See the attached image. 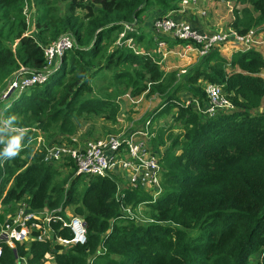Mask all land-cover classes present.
Instances as JSON below:
<instances>
[{
	"label": "trees",
	"instance_id": "trees-1",
	"mask_svg": "<svg viewBox=\"0 0 264 264\" xmlns=\"http://www.w3.org/2000/svg\"><path fill=\"white\" fill-rule=\"evenodd\" d=\"M28 1L35 6V30L29 34L23 13ZM179 1L0 0V87L21 67L40 69L43 47L62 33L74 37V46L45 83L9 97L7 106L0 103L10 127L27 129L20 135L22 147L15 158L0 155L4 209L21 198L33 208L71 205L87 228L85 243L65 252L39 241L14 248L3 244L0 264H21L23 258L26 264H248L253 254L257 264H264V45L230 57L213 50L182 76L176 70L164 71L158 54L146 48L150 44L141 53L126 45L110 50L125 24H138L154 8L158 13L175 9ZM219 1L233 4L231 31L244 35L252 28L263 29L264 0ZM158 16L152 15L150 23ZM129 36L137 42L142 37L135 32ZM160 39L172 44L161 35L156 41ZM97 81L101 84L94 88ZM204 82L220 85L233 109L207 116L193 104L185 106L177 93L205 104ZM124 93L163 96L166 111L171 110L143 118H171L151 141L153 149L165 145L164 131L170 141L160 159L162 191L155 200L130 188L117 197L113 176L75 174L73 164L60 178L63 169L44 163L42 152L33 149L38 133L49 145L58 142L59 135L74 134L79 116L115 123L116 98ZM10 135L16 134L0 123V152ZM144 201L151 222L136 223L122 214L121 204ZM59 234L71 237L66 229ZM46 253L51 261L43 259Z\"/></svg>",
	"mask_w": 264,
	"mask_h": 264
},
{
	"label": "built area",
	"instance_id": "built-area-1",
	"mask_svg": "<svg viewBox=\"0 0 264 264\" xmlns=\"http://www.w3.org/2000/svg\"><path fill=\"white\" fill-rule=\"evenodd\" d=\"M200 0H180L179 8L191 6ZM27 34L31 33L29 26H34L35 7L33 4L25 3L23 7ZM206 10L200 11L204 15ZM151 27L157 34H165L174 40H182L184 52L195 51L203 57L211 52L215 47L222 46L228 42L238 45V51L248 49H262L264 45V29L252 28L244 35H238L231 29L222 30H199L194 28L186 20L176 19L171 14L155 17L151 22ZM34 28V27H33ZM134 32L133 24H125L124 29L119 33L117 42L125 43L128 47L138 51L131 36L128 33ZM124 41V42H123ZM156 53L160 56V63L169 53V48L165 40L156 41ZM74 46V37L71 32H64L58 38L43 47L44 64L38 70L28 71L21 67L13 76L8 79L4 88L0 91V101L9 97H17L31 86L45 83L56 68L66 50ZM237 51V50H236ZM185 73V69L180 70ZM206 102L202 106L196 98H183L184 105L193 104L194 107L207 116H213L219 111L233 109L232 102L225 96L222 87L218 84L204 82ZM122 118V117H121ZM118 121L120 125L117 126ZM0 123L12 134L23 135L26 128L10 127L0 115ZM122 123V124H121ZM167 125V124H166ZM114 131L101 137L90 138L84 136V130L64 136L53 144H47L45 137L38 133L32 143L34 151L42 152V161L46 164L57 165L59 169H64L65 164H73L75 174L86 176L115 175L119 171L121 180H124L125 187H121L118 182L116 196L121 195L125 188L143 190L155 200L162 191L161 173L163 168L160 159L163 150L153 149L151 141L156 136L159 127H166L164 124L152 122L149 117L138 129L128 131V125L119 117L115 123L110 124ZM6 145L3 146V148ZM111 173V174H110ZM111 175V176H112ZM117 181L118 179L113 176ZM2 202V200H1ZM141 204L136 205L121 204L122 214L136 223H143L138 219ZM10 208L5 213V219L0 223V253L2 245L6 244L14 248L16 244H29L31 241L46 242L51 245H59V252H65L74 244H83L86 241V222L81 215L69 213L67 206L62 208H33L26 198H21L8 205ZM148 221L151 222L149 219ZM56 227V228H55ZM66 229L71 233V237H63L59 234ZM24 259V258H23ZM46 261L52 260V255L46 253L43 258Z\"/></svg>",
	"mask_w": 264,
	"mask_h": 264
},
{
	"label": "crops",
	"instance_id": "crops-1",
	"mask_svg": "<svg viewBox=\"0 0 264 264\" xmlns=\"http://www.w3.org/2000/svg\"><path fill=\"white\" fill-rule=\"evenodd\" d=\"M222 3L223 4L226 3L227 5H229L228 3H230V2H223V1H219V0H200L196 4L185 7L183 9H181V8H179V6H177V8L172 9V10H168L164 13H162V12L158 13V9H156V8L151 9L149 12H146L141 16V21L138 24L134 25L135 34L138 36L141 35L142 37L139 39L138 42H137L136 38L133 37V44L138 51L146 50V48L144 46L145 45L148 46L149 44H150V46L152 45L151 49H149V50L153 53L156 51V48H157L156 38L158 36H160L161 34L155 33L153 28L151 27L150 17L154 14L155 15L171 14L176 19L186 20V21L190 22V24L194 28L199 29V30L229 29L228 25L222 23L221 18L210 17L211 14H213V15L217 14L215 11L216 10L215 7L218 6L219 4H222ZM203 9L206 10V13L202 16L199 13ZM228 12H231V9H229ZM223 18L224 17H222V19ZM29 30H31V32H33L35 29L30 28ZM161 36H164L165 38H167V40H169L170 43H172L171 45H169L168 42H166L168 45V48H169V53H167L166 57L163 58L161 60V63H160V66L164 71H172V70H176V71L179 70L180 71L181 69L186 70L190 66H191L190 67V69H191V68L196 67V66H194L195 64H197V65L200 64V62H198V61L202 57L199 56L195 51L184 52L183 45L181 43H173L172 42L173 39L168 37L165 34H162ZM263 40H264V38H263ZM219 47H221L220 55L225 56V57H230L232 52L238 50V49H236L238 47V45L234 42H228V43H226L222 46H219ZM227 51H230L229 56H227L225 54H221L222 52L226 53ZM159 58H160V56H159ZM142 98H143L142 95L132 97L128 93H124V94H122L116 98V102L118 104V111H117L116 118L119 117V115H121L122 118H124L126 116V114L128 113L127 109L132 108V109H134V111L136 109L138 110L137 113L133 112L135 117H134V119L132 118L129 122H132V121L138 119L139 124H137L136 126H132L131 123H128L127 125H128V128H131L130 130L138 129L141 126V124L143 123V118L146 115H148V113L143 115V113L145 111L144 110L145 109V103L141 101ZM121 100L124 102H122ZM6 102H7V100L6 101L3 100V102H0L1 106H3V104H5ZM124 103H125V105H124L125 110L123 108ZM7 105H8V103L5 104V106H7ZM126 105L128 106V108L126 107ZM146 106H148V103H146ZM175 111H176V108H173V112H175ZM0 115L4 119L2 108H0ZM170 120H171L170 115H168L166 117H164V116L159 117V119L155 120V122L158 121L159 123L166 125V122H170ZM100 122H102V125H103V121L99 120L95 123L96 127H97V125L100 124ZM107 127L109 128V126H107ZM96 132H98V130L94 131V133H96ZM63 137H64V135L58 136V138H63ZM114 174H115L114 176L116 179H117V177H119V175H121V173L119 171H115ZM6 212L7 211L5 210L3 213H1V210H0V213H1L0 215H2V220L5 219L4 216H5ZM2 220H0V223H2ZM19 261L21 264H26L25 259H19Z\"/></svg>",
	"mask_w": 264,
	"mask_h": 264
},
{
	"label": "rangeland",
	"instance_id": "rangeland-1",
	"mask_svg": "<svg viewBox=\"0 0 264 264\" xmlns=\"http://www.w3.org/2000/svg\"><path fill=\"white\" fill-rule=\"evenodd\" d=\"M28 3L29 4H31V2H29L28 1ZM229 5H227L226 3L225 4H219L218 6H216L215 7V11H216V13L217 14H215V15H213V14H211V16L210 17H214V18H221V20H222V23L223 24H226V25H228V23H229V21L231 20V18H232V13L231 12H228V10L229 9H231V11H232V2H230V3H228ZM35 7V6H34ZM33 14L34 13H32V16H33ZM222 17H224L223 19H222ZM34 26H29V28H33ZM34 29V28H33ZM263 29H264V26H263ZM116 39H115V41L113 42V44L111 43V45H110V50H112L114 47H118V46H125L126 44L125 43H122L121 41L120 42H117L118 40H119V35L117 36L116 35V37H115ZM124 42V41H123ZM14 45H12V47H13ZM127 46V45H126ZM146 48H148V49H151V47H146ZM237 49V48H236ZM213 50H216L217 52H219L220 53V50H221V47H215ZM212 50V51H213ZM238 51V50H237ZM235 52V51H234ZM233 53V52H232ZM221 54H225V55H227V56H229L230 55V51H227L226 53L224 52H222ZM198 62H202V60L201 59H199V61ZM194 66H198L197 64H195ZM191 67V66H190ZM190 67L189 68H187L186 70H189L190 69ZM177 72H178V75H184V74H186V72L185 73H181L179 70H177ZM105 74H108V75H110L109 73H105ZM261 76L264 78V69L262 70V72H261ZM104 82V80H102V83ZM101 83L99 82V81H97V82H93V87L95 88L96 87V85H100ZM3 87V86H2ZM2 87H0V90H1V88ZM119 87L120 88H122V86H120L119 85ZM142 96H143V98H142V102H144L145 103V111H144V113H143V115L144 114H149L150 112H156V113H168V112H171V110H167L166 111V106H167V103L166 104H163V100H164V98H163V96L162 97H160V96H158V95H151L150 97L149 96H146L144 93L143 94H141ZM177 96L182 100L183 99V97H182V93L180 92L179 94L177 93ZM150 99H149V98ZM122 101V100H121ZM122 102H124V101H122ZM146 103H148V106H146ZM125 103L123 104V108H124V110H125ZM126 107L128 108V106L126 105ZM128 111V113L126 114V116L124 117V118H121L122 116L121 115H119V119H122L123 121H124V123H126V124H128V123H131L132 124V126H136L137 124H139V120L137 119V120H134V121H132V122H129L132 118L134 119V114H133V112H135V113H137L138 112V110L136 109L135 111H134V109H127ZM98 117H92L91 115H89V116H86V117H83V116H79L75 121H76V124H78V126H79V128L77 129L78 131L80 130V129H82V130H84V136H86V133H88L90 136H88V137H90V138H97V137H101V136H103L104 135V133H105V131H104V129H108V127L107 126H110V123L108 122V121H104L103 119H101V118H98ZM95 119H97V120H95ZM99 120H102L103 121V125L105 126V125H107V126H105V127H103V125H102V122H100V124L99 125H97V130H98V132H96V133H94L93 132V130H91V127L93 126V123H95V122H97V121H99ZM158 120V119H157ZM122 124V123H121ZM118 125H120V123H119V121H118V124H117V126ZM166 127H167V125H165ZM166 127H164V128H166ZM177 128L178 127H175L174 129H175V131H177ZM131 128H128V131L130 130ZM77 132V131H76ZM78 133V132H77ZM48 134V133H47ZM20 135V134H19ZM167 132L166 131H164V133H163V138L161 139L162 140V142H165V145L163 144L160 148L164 151V148L169 144V140L167 139ZM51 139V138H50ZM157 147H158V145H157ZM162 151V152H163ZM66 165V167L62 170L63 171V174H61V176H58V177H64V175L66 174L67 175V173L68 172H70V170L72 169V166L71 165H69V164H65ZM111 174V173H110ZM112 175V174H111ZM112 176H114V175H112ZM73 177V176H72ZM72 177H70L69 179H68V182H67V186H69V182H70V180H71V178ZM120 176L119 177H117V182H118V184L121 186V187H125L126 186V184H124V180H120ZM8 186H9V184H7L6 185V187H5V190L8 188ZM80 189H81V185H80ZM4 195V194H3ZM3 195L2 196H0V210H1V213H3L4 211H5V209H4V204L1 202V200H2V197H3ZM141 207H142V209L140 210V213H139V216H138V219L140 220V221H143V224L144 223H148V222H150V221H148L149 219H148V215L146 214V211L148 210V208H147V206L145 205V204H141L140 205ZM67 211L69 212V213H74L73 212V206H71V205H69V206H67ZM0 213V214H1ZM0 220H2V215H0ZM2 222H3V220H2ZM194 233V232H193ZM257 259H258V256H257V254H253L252 256H250V259H249V261H248V264H257Z\"/></svg>",
	"mask_w": 264,
	"mask_h": 264
},
{
	"label": "clouds",
	"instance_id": "clouds-1",
	"mask_svg": "<svg viewBox=\"0 0 264 264\" xmlns=\"http://www.w3.org/2000/svg\"><path fill=\"white\" fill-rule=\"evenodd\" d=\"M0 143H4V138H0ZM21 147V136L10 135L0 155L4 156L6 158L5 160L15 158L19 154Z\"/></svg>",
	"mask_w": 264,
	"mask_h": 264
}]
</instances>
